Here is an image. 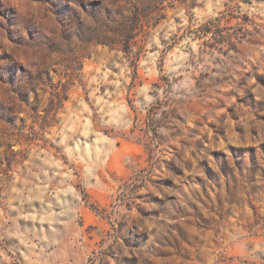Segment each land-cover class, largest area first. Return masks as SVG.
I'll return each mask as SVG.
<instances>
[{
	"label": "rangeland",
	"instance_id": "rangeland-1",
	"mask_svg": "<svg viewBox=\"0 0 264 264\" xmlns=\"http://www.w3.org/2000/svg\"><path fill=\"white\" fill-rule=\"evenodd\" d=\"M241 3L251 7L249 0ZM232 4L233 0H106L107 9L116 20L107 30L109 34L82 41L83 54L76 55L74 66L65 64L61 69L49 64L43 69L47 77L43 94L37 91L36 103L27 113L19 114V127L11 131L0 129V225L11 229L15 221L21 235L25 226L37 235H47L51 229L42 220L49 200L47 192L59 187L68 171L78 179L77 169L81 168L69 163L64 148L71 149L76 146L75 141L86 137L93 139L88 125H95L102 100L112 103L119 96L131 108L137 83L142 87L150 78V70H159L167 55L189 40L185 51H199L201 45L206 50L208 62L203 64L202 87L204 91L213 87L208 103L196 99L199 88L189 101V113L200 117L192 127L199 137L197 150L205 152L206 158L200 162L202 175L195 177L196 187L188 194L191 199H186V207L181 205L177 212L182 223L168 225L169 232L162 238L164 245L149 264H175L173 254L180 264H185L194 254L191 242L196 241L210 264H264V253L244 260L240 249L229 251L234 243H242L240 233H246L253 243L264 238V71L259 64H251V71L239 79L231 75L238 65L233 56L241 53L243 46L257 51L264 46V41L255 39L260 35L259 28L251 27L264 18L241 14ZM99 6L98 0H92L73 10L78 11L85 25H90L87 12ZM54 7L60 13L70 10L64 0H55ZM17 8L24 10L20 0H0V16L9 23ZM205 27L213 29V33L206 34ZM3 55L10 54L6 51ZM260 59L264 61V56ZM20 62L23 63L22 57ZM8 71L15 73L13 68ZM229 81L235 83L238 91H224L226 86L231 87ZM176 84L181 90L188 86L183 78ZM159 114L168 119V113ZM171 122L183 123V116L173 115ZM65 133L71 139L58 147ZM101 147L109 149L107 144ZM124 148L135 156L127 158V170L135 169L137 160L147 159L138 144H126ZM113 168V175H117L119 162ZM161 182L170 183H157ZM143 196L159 199L153 192ZM52 203L54 206L55 201ZM86 207L91 211L96 204ZM80 223L84 226L87 220L82 217ZM93 227L87 224L85 234ZM27 239L36 245L34 251L39 254L43 244L31 236ZM92 239L89 235V245ZM0 249L7 256L5 259V255H0V264H35L36 257L15 236L0 242ZM47 251L54 249L49 247ZM76 252L78 249L70 245L68 264H73ZM104 255L100 253L98 264H106ZM43 259L50 258L45 255L41 264ZM89 261L91 264V257Z\"/></svg>",
	"mask_w": 264,
	"mask_h": 264
},
{
	"label": "clouds",
	"instance_id": "clouds-1",
	"mask_svg": "<svg viewBox=\"0 0 264 264\" xmlns=\"http://www.w3.org/2000/svg\"><path fill=\"white\" fill-rule=\"evenodd\" d=\"M64 2L70 10L60 13L54 7L55 0H20L24 10H15L12 23L0 16V129L4 131L19 127V114L27 113L36 103L37 91L43 94L47 78L43 69L49 64H56L61 69L65 64L74 66L76 55L83 54L81 42L101 39L116 24L106 7V0H98L99 8L88 10L87 15L92 20L90 25H85L73 8L79 10L80 3L89 4L92 0ZM249 2L251 7L241 0H233L231 6L238 7L241 14L247 13L253 19L264 18V0ZM261 24L264 19L251 27L259 28L260 35L255 39L264 41ZM251 27H248L249 31ZM190 43L185 40L169 53L159 70L153 67L149 80L142 87L137 83L131 108L119 96L112 103L102 100L95 125H88L93 139L86 137L84 141H75V147L64 148L69 163L81 165V168L77 169L78 179L68 171L60 186L47 192L49 200L42 220L48 223L51 231L47 235L43 232L37 235L25 226L21 235L19 225L13 221L11 229L0 225V242L15 236L36 257L35 264H41L45 255L50 259H43V264H68L66 257L70 245L78 249L73 254V264H90V257L91 264H98L100 253H105L106 264H137V261L138 264H149L158 256V250L164 245L162 238L169 232L168 225L182 223L177 212L181 205L186 207V199H191L188 194L196 187L193 181L202 175L200 162L206 158L205 152L197 150L199 137L192 132V127L200 117L189 113V101L193 99V91L199 88L200 95L196 99L208 103L207 96L213 92V87H208L207 91L202 87L203 64L208 62L206 50L201 45L199 51H185V46ZM6 51L9 56L3 55ZM249 52L252 55H248ZM262 56L264 46L258 51L243 46L241 53L233 56L238 65L234 66L231 75L239 79L243 73L251 71V64H259L264 71ZM9 68L15 69L14 75ZM181 78L188 82L183 90L176 84ZM229 84L231 87L226 86L224 91H238L234 82L229 81ZM160 112L168 113V119L161 118ZM173 115H182L184 122L172 123ZM10 119L12 123H9ZM69 139L70 136L63 134L58 147H63ZM104 144L109 146L107 151L101 147ZM117 144L122 147L117 148ZM126 144H138L143 150L141 154L147 157L137 160V166L132 170L124 167L129 156L135 158L133 153L125 151ZM115 162H119L117 175H113ZM189 177L193 179L189 180ZM161 180L170 183H157ZM146 192L155 193L159 199L144 197ZM93 203L96 208L89 211L86 205ZM82 217L87 220L84 226L80 223ZM7 223L5 220V225ZM87 224L94 227L85 234ZM89 235L93 237L91 245ZM29 236L43 244L39 254L34 251L36 245L27 239ZM240 236L242 243H234L229 251L240 249L244 260L254 258L255 253H264V238L253 243L246 233H240ZM191 243L194 254L185 264H210L208 256L201 255L204 250L199 248V242ZM245 245H248L247 249ZM49 247L54 251L48 252ZM93 252L97 255L92 256ZM0 255H5L3 249H0ZM171 259L180 264L176 254Z\"/></svg>",
	"mask_w": 264,
	"mask_h": 264
},
{
	"label": "trees",
	"instance_id": "trees-1",
	"mask_svg": "<svg viewBox=\"0 0 264 264\" xmlns=\"http://www.w3.org/2000/svg\"><path fill=\"white\" fill-rule=\"evenodd\" d=\"M212 30H213V29H207V28L205 27L204 32H205L206 34H210V33H213Z\"/></svg>",
	"mask_w": 264,
	"mask_h": 264
}]
</instances>
